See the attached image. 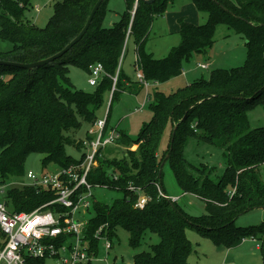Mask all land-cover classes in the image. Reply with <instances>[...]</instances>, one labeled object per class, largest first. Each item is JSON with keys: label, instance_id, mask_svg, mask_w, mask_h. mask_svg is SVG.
I'll return each instance as SVG.
<instances>
[{"label": "trees", "instance_id": "1", "mask_svg": "<svg viewBox=\"0 0 264 264\" xmlns=\"http://www.w3.org/2000/svg\"><path fill=\"white\" fill-rule=\"evenodd\" d=\"M169 1L139 0L135 7L136 0H125L120 19L105 26L109 0H103L86 34L62 57L33 69L0 65V178L22 180L25 159L34 152L43 155L45 167L68 166L84 158L85 153L81 159L67 154L68 144L84 146V140L77 141L68 132L81 128L83 122L95 125L114 77L111 106L120 92L143 88L121 66L130 41L135 46L136 69L149 81L164 82L182 74L183 64L194 54L212 48L217 25L226 24L246 39L243 65L212 68L208 77L196 78L171 94L154 89L149 94L152 121L135 138L118 130L115 145L122 147L123 156H103V148L98 150V164L89 180L123 195L110 204H93L87 235L97 247L94 235L100 227L110 239L122 228L128 231L132 248L144 243L149 247L134 254V264H187L193 247L186 229L192 227L227 249L253 238L264 262V220L250 226L235 224L242 214L264 207V182L258 170L264 163V126L251 128L247 115L250 107L264 103V0H192L199 11L207 12V21L195 24L180 18V44L167 57L155 59L146 50V41L155 16L164 13ZM96 2L57 0L48 23L40 27L25 17L32 0H0V38L13 44L10 50H0V60L31 63L62 50L82 30ZM96 63L103 64L106 75L95 90L74 87L69 66L90 72ZM168 128L171 144L160 154L159 144ZM111 129L108 116L103 135ZM93 134L88 141L95 138ZM188 137L224 150L228 166L217 180L190 172L192 164L184 155ZM166 160L183 192L204 201L205 214L190 215L162 195H167L161 166ZM131 186L147 195L143 209L135 207L138 194ZM8 195L17 211H31L52 197L30 186H14ZM153 235L158 237L155 243Z\"/></svg>", "mask_w": 264, "mask_h": 264}, {"label": "rangeland", "instance_id": "2", "mask_svg": "<svg viewBox=\"0 0 264 264\" xmlns=\"http://www.w3.org/2000/svg\"><path fill=\"white\" fill-rule=\"evenodd\" d=\"M57 0H32V4L25 11L26 19L35 23L37 26L44 27L53 14V6ZM108 12L105 18V26H111L118 21L121 14L126 9L125 0H109ZM187 17L188 20L203 24L208 19L207 12L199 11L192 0H170L163 14L155 16L149 37L146 41V50L152 53L155 59H163L167 57L172 49L178 46L182 40L179 32L177 19L180 16ZM214 45L212 47L213 54H218L217 66L231 68L244 64L247 54L245 45L246 39L238 34L233 28L226 24H219L214 34ZM13 44L0 38V50L7 51L12 49ZM136 60L135 46L132 41L127 45L125 56L121 59V66L131 77L136 78L137 69L134 65ZM209 57L201 54H194L189 62L183 64V72L178 76H174L164 82L149 81V85L143 86L137 94L129 93L128 90L120 92L119 98L112 100V90L106 92L105 99L101 107L97 111L98 120L107 119L109 116V124L112 128L119 131H125L132 138L137 137L145 124L150 123L154 116V111L150 108L149 94L158 89L164 94H171L178 88L184 87L201 76H209V66L207 69H199L197 72L187 73V69L197 67L198 62L208 61ZM216 61V60H215ZM134 65V66H133ZM69 76L72 84L79 90L92 92L95 86L89 84L90 73L84 68L71 65L69 66ZM185 71V72H184ZM187 73V74H186ZM137 79V78H136ZM157 85V86H155ZM151 99V100H150ZM251 128L264 126V103L258 102L247 110ZM96 125L91 126L87 122H83L81 128L68 132V135L77 141H86L91 135L92 130H97ZM170 128L164 133L160 144L159 153L164 151L171 144ZM94 135V134H93ZM88 142V141H87ZM136 149L137 146L131 147ZM89 143L82 148H78L75 144L66 145V152L75 159H81L83 153L90 151ZM122 147H116L111 144L105 149L103 148V156L122 157ZM184 155L188 162L192 164L190 172L196 176L209 175L213 179L221 177L227 166L228 158L223 149L214 145L199 141L193 137H188L184 144ZM43 155L39 153H30L24 162L25 171L32 170L36 173L51 170L56 165L45 167ZM162 182L169 197H179L175 202L182 207L188 214L200 216L206 213L205 203L195 194L184 193L177 183L173 169L166 160L162 163ZM259 174L264 182V163L259 166ZM22 179L25 180V177ZM94 197L97 201L112 203L115 199L121 198L123 193L116 189L108 187H97L93 190ZM93 211L87 212V209L80 208L77 216L82 219L92 217ZM264 220V207H258L242 214L237 220V226H250L260 224ZM187 238L191 241L193 251L188 257L187 264H264L261 250L257 247L258 241L253 238L242 240L241 244L235 248L224 249L216 246L211 238L197 231L195 228L188 227L186 229ZM148 237V236H147ZM146 241L149 242V238ZM152 241L157 242L158 237L153 235ZM112 243L109 249L104 247L101 241L97 256L92 259L90 264H134L133 256L136 252L148 250L147 243L142 247L134 249L129 245L128 231L119 228L117 236L110 239ZM230 255V256H228ZM87 264V263H84Z\"/></svg>", "mask_w": 264, "mask_h": 264}, {"label": "built area", "instance_id": "3", "mask_svg": "<svg viewBox=\"0 0 264 264\" xmlns=\"http://www.w3.org/2000/svg\"><path fill=\"white\" fill-rule=\"evenodd\" d=\"M197 66L205 69L208 65L198 63ZM89 73V84L95 87L106 75L102 63L91 65ZM136 78L143 86L149 85L142 71L137 70ZM116 81L117 76L114 77L112 93ZM95 125L98 127L92 130L95 138L84 141V145L89 143L91 149L85 152L81 161L68 166L54 164L53 169L41 173L29 170L25 180L0 178V264H90L97 256L99 245L95 247L87 235L89 219H82L77 213L81 207L91 211L97 201L94 188L108 187L92 183L89 173L98 164V150L115 144L119 131L112 128L104 136L106 119L97 120ZM14 186L46 190L52 197L31 211H17L13 209L12 198L8 195ZM130 189L138 194L135 207L143 209L148 202L147 195L140 187L131 186ZM235 192L234 189L231 194ZM162 195L173 202L179 199ZM102 230L103 227H100L94 237L99 244L103 241L104 247L109 249L112 244L110 237Z\"/></svg>", "mask_w": 264, "mask_h": 264}, {"label": "water", "instance_id": "4", "mask_svg": "<svg viewBox=\"0 0 264 264\" xmlns=\"http://www.w3.org/2000/svg\"><path fill=\"white\" fill-rule=\"evenodd\" d=\"M146 1L147 3H153L155 0H144ZM103 2V0H97V2L95 3L92 11H91V14L86 22V24L84 25V27L82 28V30L79 32V34L74 37L62 50L58 51L57 53L47 57V58H44V59H41V60H38V61H35V62H31V63H17V62H11V61H5V60H0V65H17V66H20V67H23V68H27V69H33V68H36V67H40V66H44V65H47L49 63H52L53 61L57 60L58 58L62 57L64 54H66L76 43H78L82 37L86 34V32L88 31L90 25H91V22L97 12V10L99 9L101 3ZM164 194V193H163Z\"/></svg>", "mask_w": 264, "mask_h": 264}, {"label": "crops", "instance_id": "5", "mask_svg": "<svg viewBox=\"0 0 264 264\" xmlns=\"http://www.w3.org/2000/svg\"><path fill=\"white\" fill-rule=\"evenodd\" d=\"M49 1H51V0H49ZM53 1H55V0H53ZM183 16L181 15L178 19H177V22H178V28H179V30H180V26H179V20H180V18H182ZM183 18H185V19H187L188 20V18L187 17H183ZM188 21H190V22H192V23H195L196 24V22H194V21H192V20H188ZM180 32V31H179ZM149 37V36H148ZM246 42V41H245ZM206 54V57H209V60L208 61H200V62H198V63H205V64H207L210 68V70H209V73L211 72V70H212V68H215V67H219V66H217V58L218 57H220L217 53L216 54H214V55H212L213 54V50H212V48H210L206 53H201V55H205ZM216 60V61H215ZM135 64V63H134ZM134 66V65H133ZM222 67V66H221ZM203 69V68H200V67H194V68H192V69H187V73L190 71H192V73H195V72H197L199 69ZM222 68H225V67H222ZM186 73V74H187ZM131 77V76H130ZM132 78V80H135V81H138L136 78H135V76L134 77H131ZM198 78V77H197ZM196 79V78H195ZM89 82V81H88ZM129 84L127 83V86H128ZM155 86H157V85H155ZM141 91V90H140ZM140 91H134V92H129V93H133V94H137L138 92H140ZM124 92V91H123ZM118 130V129H117ZM258 248H259V246H257ZM235 248V247H234ZM224 249H226V248H224ZM228 256H230V255H228Z\"/></svg>", "mask_w": 264, "mask_h": 264}]
</instances>
